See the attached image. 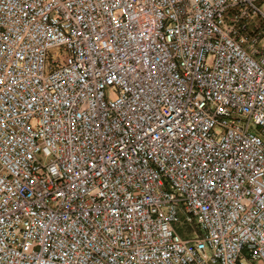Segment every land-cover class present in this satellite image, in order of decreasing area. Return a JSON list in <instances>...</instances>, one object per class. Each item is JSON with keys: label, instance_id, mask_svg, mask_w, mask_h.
I'll return each instance as SVG.
<instances>
[{"label": "built area", "instance_id": "obj_1", "mask_svg": "<svg viewBox=\"0 0 264 264\" xmlns=\"http://www.w3.org/2000/svg\"><path fill=\"white\" fill-rule=\"evenodd\" d=\"M0 264H264V0H0Z\"/></svg>", "mask_w": 264, "mask_h": 264}]
</instances>
